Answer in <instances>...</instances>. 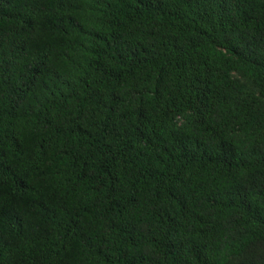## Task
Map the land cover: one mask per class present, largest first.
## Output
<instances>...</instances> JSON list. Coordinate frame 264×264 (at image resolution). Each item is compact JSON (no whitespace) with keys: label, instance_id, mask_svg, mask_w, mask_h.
Here are the masks:
<instances>
[{"label":"trees","instance_id":"1","mask_svg":"<svg viewBox=\"0 0 264 264\" xmlns=\"http://www.w3.org/2000/svg\"><path fill=\"white\" fill-rule=\"evenodd\" d=\"M0 264H264V0H0Z\"/></svg>","mask_w":264,"mask_h":264}]
</instances>
